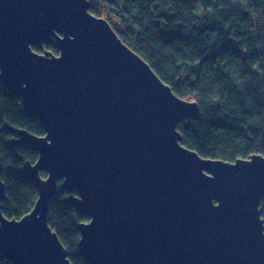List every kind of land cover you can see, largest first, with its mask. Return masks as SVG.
<instances>
[{
  "label": "water",
  "instance_id": "1",
  "mask_svg": "<svg viewBox=\"0 0 264 264\" xmlns=\"http://www.w3.org/2000/svg\"><path fill=\"white\" fill-rule=\"evenodd\" d=\"M89 0H0V81L45 130L4 128L38 153L23 172L37 200L5 218L0 261L72 264L47 214L61 188L91 264H264V155L225 161L185 147L177 123L199 118ZM56 44L58 54L33 46ZM46 172V177L40 171ZM1 174V166H0Z\"/></svg>",
  "mask_w": 264,
  "mask_h": 264
},
{
  "label": "trees",
  "instance_id": "2",
  "mask_svg": "<svg viewBox=\"0 0 264 264\" xmlns=\"http://www.w3.org/2000/svg\"><path fill=\"white\" fill-rule=\"evenodd\" d=\"M118 37L145 59L177 96L198 103V119L182 118L177 130L185 147L201 157L235 161L264 155V0H89ZM58 54L55 43L43 48ZM5 125L44 135L40 121L23 109L22 98L0 81L1 210L18 220L37 200L33 179L23 172L38 153ZM40 175L46 177L44 170ZM75 194V191H72ZM61 188L49 203L51 230L72 264H91L79 251L77 223L88 221ZM259 209L264 219V196ZM0 264H12L4 259Z\"/></svg>",
  "mask_w": 264,
  "mask_h": 264
},
{
  "label": "rangeland",
  "instance_id": "3",
  "mask_svg": "<svg viewBox=\"0 0 264 264\" xmlns=\"http://www.w3.org/2000/svg\"><path fill=\"white\" fill-rule=\"evenodd\" d=\"M263 219V218H262ZM263 221H264V219H263Z\"/></svg>",
  "mask_w": 264,
  "mask_h": 264
}]
</instances>
